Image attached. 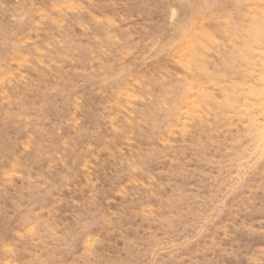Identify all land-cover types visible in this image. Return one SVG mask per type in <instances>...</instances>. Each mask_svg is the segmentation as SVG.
<instances>
[{
    "label": "rangeland",
    "instance_id": "rangeland-1",
    "mask_svg": "<svg viewBox=\"0 0 264 264\" xmlns=\"http://www.w3.org/2000/svg\"><path fill=\"white\" fill-rule=\"evenodd\" d=\"M0 264H264V0H0Z\"/></svg>",
    "mask_w": 264,
    "mask_h": 264
}]
</instances>
